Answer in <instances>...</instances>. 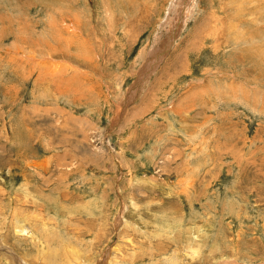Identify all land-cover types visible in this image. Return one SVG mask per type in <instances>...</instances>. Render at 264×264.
Here are the masks:
<instances>
[{
  "label": "rangeland",
  "instance_id": "374dc122",
  "mask_svg": "<svg viewBox=\"0 0 264 264\" xmlns=\"http://www.w3.org/2000/svg\"><path fill=\"white\" fill-rule=\"evenodd\" d=\"M0 264H264V0H0Z\"/></svg>",
  "mask_w": 264,
  "mask_h": 264
},
{
  "label": "bare ground",
  "instance_id": "6f19581e",
  "mask_svg": "<svg viewBox=\"0 0 264 264\" xmlns=\"http://www.w3.org/2000/svg\"><path fill=\"white\" fill-rule=\"evenodd\" d=\"M24 229H25V228H24ZM24 229H22V226H21V230H20L21 234H24V233H25V234H28V235H29L30 232L27 231V230H24ZM32 236H34V235H31V237H32Z\"/></svg>",
  "mask_w": 264,
  "mask_h": 264
}]
</instances>
